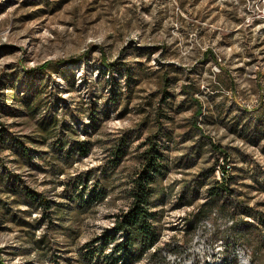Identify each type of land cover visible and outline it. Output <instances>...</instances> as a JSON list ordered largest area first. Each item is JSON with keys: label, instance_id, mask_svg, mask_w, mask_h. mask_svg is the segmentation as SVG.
Returning a JSON list of instances; mask_svg holds the SVG:
<instances>
[{"label": "rangeland", "instance_id": "obj_1", "mask_svg": "<svg viewBox=\"0 0 264 264\" xmlns=\"http://www.w3.org/2000/svg\"><path fill=\"white\" fill-rule=\"evenodd\" d=\"M71 59L79 61L46 76L37 70ZM0 86V124L12 135L1 172L61 210L30 212L0 194L26 222L3 220L1 209L5 264H73L128 208L150 140L164 154L152 198L160 264H240L236 246L250 250L248 264H264V0H0ZM39 87L41 116L66 120L88 156L55 152L61 135L29 142L42 140L40 115L24 111ZM15 142H27L34 158L21 160ZM87 175V193L105 196L91 207L80 205L81 187L64 185ZM229 176L228 192L216 194ZM207 216L214 235L197 243Z\"/></svg>", "mask_w": 264, "mask_h": 264}, {"label": "trees", "instance_id": "obj_2", "mask_svg": "<svg viewBox=\"0 0 264 264\" xmlns=\"http://www.w3.org/2000/svg\"><path fill=\"white\" fill-rule=\"evenodd\" d=\"M206 55L214 56L212 52H207ZM77 61L79 60L71 59L69 61L61 60L55 63L47 62L37 70L43 76H46L56 72L59 67L65 66L67 63H75ZM102 62L104 67H112V64L107 60ZM37 70L32 71L33 74L38 72ZM163 87H169L167 76L163 77ZM1 89L4 88H0V90ZM42 93L44 92L40 87L37 91L32 89L27 96V101H24V111L28 117L36 119L40 115L36 126L38 135L42 140H37L38 138L32 137L28 138L29 142L41 141L42 143H46L48 139L61 135L62 138H59V142L55 145V152L59 151V153L67 155V158L70 159L75 157V155H77L79 159L88 156L91 149L88 142H81L74 139L73 137L76 135V132L66 120L61 121L59 116L52 115L51 113L41 116V111L44 109L42 107ZM34 97H36V99ZM165 100L166 97L163 98L162 101L165 102ZM91 119L92 124L95 125L96 121L94 117ZM259 121L261 122L260 125L264 127L262 117H259ZM66 129L67 132H65ZM11 136L12 135L4 128L3 124H0V154L6 151V144L11 141ZM65 137H67L66 140ZM26 144L27 142H15L13 145L16 151L15 153L23 161L34 158L29 146ZM115 154L118 155L119 159L123 156L124 152L119 148L116 150ZM163 161L164 154L161 152V149L153 140H150V144L143 156V162L138 172L135 173L132 197L128 208L115 216V222L112 228L105 229L99 236L86 243L83 248L77 251L79 256L74 259L73 264H160L165 261L163 252L159 248L160 232L157 226L159 222L158 214L153 212L152 206L154 178L161 173ZM1 170L2 168L0 166V194H7L9 198L13 197L17 205L26 206L30 209V212L41 211L42 214L45 215L52 211L56 213L61 211L58 204H53L50 200L46 199L43 194L35 193L29 187L22 184L17 175H5ZM89 179L90 175H87L85 179L78 177L77 184L68 183L64 185L68 189L71 186H73L74 189L81 187V201L79 203L82 206L91 207L94 203L103 202L105 196L97 193H87L89 189L87 186ZM234 179L235 178H232V176H229L228 180L221 183L217 182L216 194L227 193L229 189L228 184L233 182ZM1 199L0 196V214L2 208L7 210L6 213L1 214L3 220L10 216L12 217L11 220L19 225L26 223L21 218L17 220L15 215L12 216L10 213L12 209V206H10L11 204H4L1 202ZM57 219L61 220V217ZM42 223L43 219L40 220L39 225ZM45 241L46 236L44 235L37 240L36 243L39 247L43 248ZM151 250L155 252L149 254ZM0 264H5L1 258V251Z\"/></svg>", "mask_w": 264, "mask_h": 264}, {"label": "built area", "instance_id": "obj_3", "mask_svg": "<svg viewBox=\"0 0 264 264\" xmlns=\"http://www.w3.org/2000/svg\"><path fill=\"white\" fill-rule=\"evenodd\" d=\"M222 163L218 165V171L220 172V175L226 173L227 171V162L221 161ZM213 212V211H212ZM218 219L221 220V225H226L228 222H234V218H227L225 220H222L220 215H218ZM214 235V228L212 226H209L208 223V216L205 217V223H203L200 227L198 232L196 233V242L197 243H206L211 236ZM243 249H246V252H250V250L247 248V246H244Z\"/></svg>", "mask_w": 264, "mask_h": 264}, {"label": "bare ground", "instance_id": "obj_4", "mask_svg": "<svg viewBox=\"0 0 264 264\" xmlns=\"http://www.w3.org/2000/svg\"><path fill=\"white\" fill-rule=\"evenodd\" d=\"M228 166V165H227ZM229 172V170H228ZM228 172L224 173L223 176H225V174H228ZM231 173V172H230ZM226 180V179H225ZM215 217L217 216V214H213ZM217 218V217H216ZM215 219V218H214ZM218 221V220H217ZM205 223V220L201 223V225ZM208 223H209V226H212L213 227V224L211 223L210 219L208 218ZM236 221L234 222H228L226 223V225L224 226L225 229L229 228L231 229L234 225H235ZM235 227V226H234ZM237 247V253H239V259H240V264H248L247 261L245 260V253L244 252V249L240 246H236Z\"/></svg>", "mask_w": 264, "mask_h": 264}]
</instances>
